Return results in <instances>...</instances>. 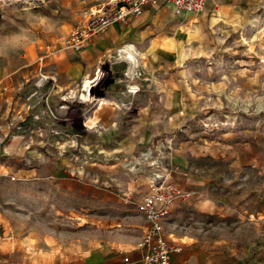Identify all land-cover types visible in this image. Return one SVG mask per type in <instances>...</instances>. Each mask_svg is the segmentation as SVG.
Here are the masks:
<instances>
[{
    "label": "rangeland",
    "instance_id": "obj_1",
    "mask_svg": "<svg viewBox=\"0 0 264 264\" xmlns=\"http://www.w3.org/2000/svg\"><path fill=\"white\" fill-rule=\"evenodd\" d=\"M107 1L0 0V31L32 16L34 39L0 60V69L32 72L0 103V264L133 246L145 225L136 204L147 192L152 158L163 160L168 146V180L189 193L164 224L181 253H197L201 264H264V0H234V23L193 42L180 67L191 111L150 113L119 144L90 143L84 130L78 143L48 142L37 57ZM42 18L55 22L51 31L40 27ZM176 36L184 39L181 31ZM169 44L181 46L175 38ZM176 71L164 76L168 87ZM111 82L107 76L98 88Z\"/></svg>",
    "mask_w": 264,
    "mask_h": 264
},
{
    "label": "crops",
    "instance_id": "obj_2",
    "mask_svg": "<svg viewBox=\"0 0 264 264\" xmlns=\"http://www.w3.org/2000/svg\"><path fill=\"white\" fill-rule=\"evenodd\" d=\"M203 13L206 14L205 20L200 18ZM201 14L175 15L169 5L161 4L147 7L141 16L131 17L125 23L110 25L104 33L81 48L67 47L61 39L57 40L53 44L56 52L40 54L37 61L39 57L43 60L34 69L35 75L43 78L40 123L45 129L46 141L78 143L79 132L84 130L88 132L90 143L119 144L127 140V129H141L150 113L178 112L181 107L191 111L194 102L192 90L183 85L186 74L180 67L188 59L193 42L204 39L205 32L210 29L234 23L238 12L234 0H211ZM178 31L184 34V39L176 36ZM172 38L181 42L178 51L170 48ZM170 70H177L172 78L176 84L168 87L163 80ZM137 72L139 76H136ZM31 73L0 69V103L11 100L18 86L16 81L20 77L29 78ZM107 76L114 82L98 88L100 81ZM83 83L87 89L88 85L91 86L90 95L93 93L104 99L91 96L87 99L81 90ZM177 84L182 87H177ZM131 85L139 87L137 95L126 90V86ZM80 94L82 99L78 97ZM63 98L67 99L64 101ZM53 112L55 116L51 117ZM52 129L57 133L52 135ZM173 164L181 166V160L175 157ZM166 234L175 241L172 234ZM140 255V251L134 250V245H112L87 253L34 255L29 263L123 264L124 256L136 260ZM214 262L216 259L203 264ZM170 264L201 263L197 253L185 250L171 256Z\"/></svg>",
    "mask_w": 264,
    "mask_h": 264
},
{
    "label": "built area",
    "instance_id": "obj_3",
    "mask_svg": "<svg viewBox=\"0 0 264 264\" xmlns=\"http://www.w3.org/2000/svg\"><path fill=\"white\" fill-rule=\"evenodd\" d=\"M211 0H109L91 12L84 25L73 27L61 42L74 49L81 48L90 43L115 23H125L131 17L141 16L147 7L169 5L175 15L182 13H202ZM45 54L52 55L56 52L55 46L48 45ZM39 57L38 62H42ZM89 85L86 96L89 95ZM132 94L138 93L137 86H128ZM84 91V83L81 86ZM80 94L78 97L81 99ZM172 142V141H171ZM170 142V143H171ZM164 149L165 158L161 161L151 162V171L148 174L147 192L136 204V212L146 224L140 238L134 243V250L141 255L136 260L128 256L123 257V264H170L171 254H180L181 248L175 241L167 236L164 224L172 213L176 200L186 201L189 193L184 192L168 180L167 155L171 146Z\"/></svg>",
    "mask_w": 264,
    "mask_h": 264
},
{
    "label": "clouds",
    "instance_id": "obj_4",
    "mask_svg": "<svg viewBox=\"0 0 264 264\" xmlns=\"http://www.w3.org/2000/svg\"><path fill=\"white\" fill-rule=\"evenodd\" d=\"M30 17H25L23 22L17 23L15 20L9 21L11 28L0 31V60H6L9 57L22 52L33 42L32 28ZM44 23L40 27L44 30L51 31L55 22L48 18H42Z\"/></svg>",
    "mask_w": 264,
    "mask_h": 264
},
{
    "label": "bare ground",
    "instance_id": "obj_5",
    "mask_svg": "<svg viewBox=\"0 0 264 264\" xmlns=\"http://www.w3.org/2000/svg\"><path fill=\"white\" fill-rule=\"evenodd\" d=\"M37 85L39 86V83H38ZM91 85H92V84H91ZM88 86H89V85H88ZM87 90H88V89L84 87L83 95H84L87 99H89L91 95H90V93H89V95L86 96V92H87ZM81 99H82V95H81ZM100 103H101V102H100ZM155 161H160V159H156V160H154V163H155ZM173 255H176V254L172 253L171 256H173Z\"/></svg>",
    "mask_w": 264,
    "mask_h": 264
}]
</instances>
